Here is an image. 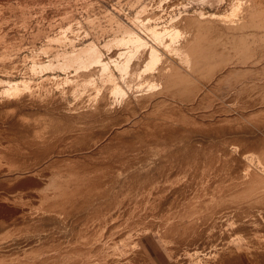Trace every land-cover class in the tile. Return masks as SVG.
<instances>
[{
	"label": "bare ground",
	"instance_id": "1",
	"mask_svg": "<svg viewBox=\"0 0 264 264\" xmlns=\"http://www.w3.org/2000/svg\"><path fill=\"white\" fill-rule=\"evenodd\" d=\"M227 1L223 12L180 13L162 25L138 15L147 36L121 25L102 46L93 40L56 64L32 63V73L74 69L57 85L86 93L73 119L38 124L40 112L25 111L9 132L0 125L16 136L0 140V264H134L131 252L149 262L152 232L170 253L189 245L201 264H264V0ZM10 69L24 71L0 60L3 74ZM0 82L10 94L33 86ZM221 88L228 99L217 102ZM139 106L148 118L134 115Z\"/></svg>",
	"mask_w": 264,
	"mask_h": 264
},
{
	"label": "rangeland",
	"instance_id": "2",
	"mask_svg": "<svg viewBox=\"0 0 264 264\" xmlns=\"http://www.w3.org/2000/svg\"><path fill=\"white\" fill-rule=\"evenodd\" d=\"M154 1H156V0H0V60L9 61V68L20 66V68H22L24 70L23 73L19 72L20 74H18V71L16 72V70L14 71L11 69L8 73H5V74H3V72L0 71V80H13L14 81V80H19V79L25 78V79H30V81H32L31 85H33V86L35 85L34 87H36V88H34L33 86H31L30 89H21L22 92L21 91L19 92V90H20L19 89L17 91L19 94L15 91V93L12 92V93H14V95H12V93L10 94V93H7L5 91H4L5 92L4 93L2 91L3 86H2V83L0 82L1 83V85H0V88H1L0 89L1 90L0 91V93H1L0 94L1 95L0 96V112L3 113V114L0 113V125L4 126L6 124L7 126H4V127L5 128L7 127V130H8V128H10V125L12 124V122H14L15 117H17L16 115H20V114L24 113L25 111L26 112L24 115L27 116V118H28V115H26V114H28V113L29 114L31 113L33 115L35 113V115H38V113L40 112L39 118L37 119L38 121L35 122L38 124H46L47 123V122H45L46 120H44L43 117L48 118L49 116H52V119H55L54 114L55 115L57 114L56 119H58V116H59V118L62 116H65L67 118L69 117L70 119L71 118L73 119L77 116L76 115L77 111L74 109L72 110V108L80 101L81 98H83L81 96H83L86 92L79 91V92H77V94H73L71 92H68L69 88H67V87H69V86H67L66 84H62L59 88V86L57 85V82H56V81L59 82L65 76L72 77V74L74 75V73H75L74 69L68 70V73H65V72L63 73V71H61L60 68L58 70V68L53 67V69L52 68L48 69L49 71L45 70L44 73H42V74L32 73L29 68L31 67V65L34 61L39 60L40 62L42 61V63H44V64H47V63L48 64L49 63L56 64L57 59L55 58V56L57 54H61L65 51H70L73 48L83 47L93 40L96 41L100 46H102L106 41H108L109 36H113V32H115L116 30H122V28L125 30L128 27V28H130L129 30H134L135 32H138L141 35L147 36L146 34H142V32L146 33V31L144 30L143 25L141 26L140 23H144L149 18L150 19L152 18L151 22L153 21L152 23L150 22V25H154L157 23L162 25L163 23H165L166 21L171 19L172 16H179L180 13H187L189 15L192 14L195 16H199L200 12H202V11L206 12V13L207 12H215V11L223 12L224 9L227 7V4H228L227 0H223V1H219V0H181L182 3L184 2V4L181 3L182 5L178 4V5H174V7H173L171 5L173 3H176L178 0H165V1L163 0L161 3V7H163V8H161L160 6L156 7V5L150 7L154 3ZM168 6H170V7H168ZM171 7H173V8H171ZM144 8H146L148 10H146ZM170 8H171V10H170ZM255 8L261 9L259 5H256ZM142 9H144V11ZM164 10L167 13L170 12V14L169 13L168 14L162 13ZM140 11H143V12L138 13ZM144 14H146V16H148V17L146 18V16ZM156 14H157V16H155ZM158 14H161V15H158ZM165 14L168 15L167 16L168 18L166 17ZM138 15L145 17L144 22H142L143 21L142 17H141V21H139L140 16H138ZM162 15L164 17H162ZM136 16H137V18L139 17V19H137ZM153 16H155V17H153ZM157 17H159V18H157ZM163 18H165V19L163 22H161L163 20ZM156 19H160V20L156 21ZM154 20L156 21V23L154 22ZM77 22L79 24L75 25V24H77ZM73 25H75V26H73ZM119 26H121L122 28L121 27L119 28ZM70 27H72V28H70ZM73 27H75V28H73ZM64 33H67V34H64ZM263 34H264V31H263ZM148 40H150V39H148ZM46 46H47V48H46ZM175 57H177V64L181 63L182 64L181 66L184 67V65H185L184 58L181 56H176V55H175ZM185 68H186V65H185ZM24 72H26V73H24ZM27 74H29V75H27ZM191 75H193L195 77V75L193 73H191ZM45 77H47V78L45 79ZM59 78H60V80H59ZM41 80H42V82H41ZM202 82L201 83L204 85V88H207V86L210 87V84L205 85V81H202ZM37 86H39V87H37ZM38 88H39V90H38ZM65 89L67 92L65 91ZM221 89L217 90V92H216V95H218V97L216 96V98H218V99H220L222 97V95H221L222 92L225 96H226L227 92H229L228 91L229 89H227V88H221ZM224 89L226 90L225 93H224V91H225ZM37 91H38V93H37ZM219 91L220 92L222 91L221 94ZM3 93L4 94L7 93L8 95L3 97V95H4ZM16 93H17V95H16ZM53 93H55V94H53ZM214 93H215V91H214ZM157 94L159 95V92L155 93L154 95L157 96ZM9 95H12V96H9ZM37 95L40 96V98ZM154 95H153V97H155ZM169 95H170L169 96L170 99L174 100L175 102H178L181 104L184 103L183 105H185L187 102V101L185 102V100H183V99L178 98V96L176 97V96H172L171 94H169ZM165 96H166V94H165ZM225 96L222 97L223 99L221 98V100L217 99V102L226 101L228 98H225ZM226 97H228V95ZM13 99L15 100V102ZM1 102H2V104L5 102H8V103H5L6 105L5 104L2 105ZM235 102H238V101H235ZM30 103H32V104H30ZM44 103H46L47 105H48V103H50L51 105L46 106V104H44ZM18 106H19V108H18ZM183 107H185V106H183ZM116 108H118L117 109L118 112L123 111V108L119 105ZM143 109L145 110L146 108L139 106L138 109H135L134 112H136V113H134V115H137L139 118H142V119L148 118V115H144V113L142 114ZM185 109L187 110L188 107H186ZM195 109H194V112L192 109L190 112L193 113V115L199 116L202 113L201 110H198V109L195 110ZM88 110H90V109H88ZM63 111H65V112H63ZM115 111H116V109H115ZM195 111H197V112H195ZM123 112H126V111H123ZM86 113L90 114V111H86L85 114ZM198 113H200V114L198 115ZM43 114H45L46 116H44ZM59 114H61V116ZM89 114H87V115L89 116ZM129 114L133 115L130 112H129ZM47 115H48V117H47ZM34 116H33V118H34ZM4 118H5V120H4ZM40 118H42V120H44V121H42ZM49 119H51V117H49ZM39 121L40 122L42 121V123H40ZM254 128H255V130L256 129H258L259 131L261 130L259 133L262 132V134H263V131H262L263 129L256 127V126H254ZM258 130H256V131H258ZM2 132L3 131L0 132V140L7 139L11 135V134L9 135V133H8L9 130L7 133H6V131L3 132V133H6L5 135H7V136H3L4 134ZM1 137H3V138H1ZM12 137L9 139L14 140V137H16V136H14V134H13ZM167 137H165L166 140H168V142H170L171 140H173V138L175 136L171 137V135H169L170 138L169 137L167 138ZM9 139H7V140H9ZM16 139L17 138H15V140ZM163 141H164V139H163ZM217 141L219 143L223 142L220 140H217ZM223 144H224V142H223ZM41 146L38 145L36 147H41ZM82 147H83L82 145L81 146H75L74 147L75 150L73 152H75V153L77 152L76 154H82V150H83ZM232 149H235V147L233 146ZM253 156H254V154H247L245 157H253ZM215 232H217V229H215ZM206 235L207 236H214V235H216V233L212 234V235H210V233L205 234V236ZM149 236H148V238H145L146 237L145 236L144 240H145V244L147 245V247L145 246L147 248L146 250H148V251H146V254L152 260H150L148 262V261H146V258H144L142 256L141 253H138V252L132 253L131 252L130 255L134 254V256L131 257L134 261V264H136L137 262H138V264H140V263L141 264H146V263L147 264H155V263L156 264H186V262H187V264L207 263L204 256H201L199 258L198 256L195 257L194 256L195 254H191L188 251L185 252V250L188 248L189 245L184 247L185 250L182 251L183 253L181 252L182 254L176 253V251L170 253L168 245L166 244V242H164L162 240V238L156 232L155 233L152 232V234H149ZM127 239H129L126 241L127 243L134 244V239H135L134 237H129ZM147 239H149V240H147ZM130 241H132V242H130ZM207 241L212 242V239H208ZM234 241L237 242V240H234ZM196 246L200 247V243H198ZM137 253L139 254V257L137 255ZM140 254H141V257H140ZM135 257H136V260H138L137 262L134 259ZM179 257H180V259H179Z\"/></svg>",
	"mask_w": 264,
	"mask_h": 264
}]
</instances>
